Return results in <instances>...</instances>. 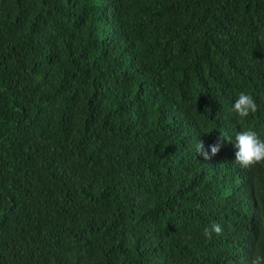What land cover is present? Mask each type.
<instances>
[{
	"label": "trees",
	"instance_id": "16d2710c",
	"mask_svg": "<svg viewBox=\"0 0 264 264\" xmlns=\"http://www.w3.org/2000/svg\"><path fill=\"white\" fill-rule=\"evenodd\" d=\"M245 129L264 0H0V264H251L264 162L220 140Z\"/></svg>",
	"mask_w": 264,
	"mask_h": 264
},
{
	"label": "clouds",
	"instance_id": "9594fccd",
	"mask_svg": "<svg viewBox=\"0 0 264 264\" xmlns=\"http://www.w3.org/2000/svg\"><path fill=\"white\" fill-rule=\"evenodd\" d=\"M257 104L252 95L246 92L237 94L235 100L231 105V112L237 117L244 118L250 113H255ZM227 139L232 142L235 149L234 161L241 167H249L257 163L264 162V139H261L256 131L252 129H245L235 133L234 141L230 138H225L222 133L220 140ZM202 143L197 145L198 153L207 158L208 152L202 151ZM221 148V143L218 141L215 144L209 145L212 155H215ZM222 232L220 223H212L210 227L203 229V236L205 238H212L214 234L219 235ZM251 264H264V252L257 251L254 253Z\"/></svg>",
	"mask_w": 264,
	"mask_h": 264
}]
</instances>
